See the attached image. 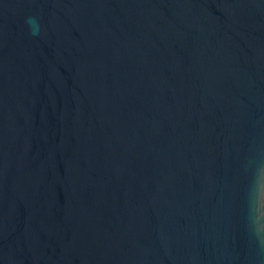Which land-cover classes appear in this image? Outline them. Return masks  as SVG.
Masks as SVG:
<instances>
[{
  "label": "water",
  "instance_id": "95a60500",
  "mask_svg": "<svg viewBox=\"0 0 264 264\" xmlns=\"http://www.w3.org/2000/svg\"><path fill=\"white\" fill-rule=\"evenodd\" d=\"M0 264H264V0H0Z\"/></svg>",
  "mask_w": 264,
  "mask_h": 264
}]
</instances>
